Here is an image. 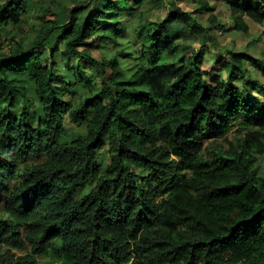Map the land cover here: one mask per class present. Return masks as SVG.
Masks as SVG:
<instances>
[{
	"label": "trees",
	"instance_id": "16d2710c",
	"mask_svg": "<svg viewBox=\"0 0 264 264\" xmlns=\"http://www.w3.org/2000/svg\"><path fill=\"white\" fill-rule=\"evenodd\" d=\"M28 1L0 0V33H32L8 53L0 34V264H264V85L245 74L264 55L209 76L174 29L215 40L175 0L159 21L153 0ZM219 1L232 29L264 25V0ZM59 48L93 74L62 82Z\"/></svg>",
	"mask_w": 264,
	"mask_h": 264
},
{
	"label": "rangeland",
	"instance_id": "374dc122",
	"mask_svg": "<svg viewBox=\"0 0 264 264\" xmlns=\"http://www.w3.org/2000/svg\"><path fill=\"white\" fill-rule=\"evenodd\" d=\"M4 0H1L3 2ZM36 0H29L28 2L32 4ZM155 4L158 0H153ZM177 2L176 7L184 10L192 12L195 20L198 22V24L204 28L207 29V33L214 38V42H210L207 40L200 39V35L188 31L186 28H182L180 26L175 27L174 29V36L178 38V41L183 40V42L194 45L196 49H198L200 52L202 51L203 54V64L202 67L206 71V73L209 74V76H217L223 74V67H221V63L226 61L229 51L233 52H241L245 51L248 55L253 56L255 58H262L264 55V25H258L250 21L248 18L246 20V23L249 28L248 33H242L238 32L237 30L232 29L233 21L229 17V9L228 7L219 0H211L210 6L212 7V15H210L209 12H202L197 13L193 9L192 3H190L188 0H175ZM178 4H180L178 6ZM164 6H161L160 3H157V8H155L154 11H152L150 19L151 20H160L163 15L165 14V10L163 7H167L168 5L166 2H163ZM104 20H107V17L103 18ZM109 25V24H108ZM222 26L226 28V30H222ZM230 28V29H229ZM26 34H32L30 33V29L27 26H24V30ZM1 36L3 37L2 49L5 53L9 52L10 46L14 44V42H17L25 36L22 33H18L15 29L12 28V26H7V28L1 29ZM14 40V41H12ZM253 40H256L253 42ZM205 42V43H204ZM254 43V46L251 45V43ZM204 43V44H203ZM215 43V45L213 44ZM203 44V45H202ZM53 45V44H52ZM52 45H49L47 47H44L40 54L42 60H46L49 63L51 62V48ZM212 45V46H211ZM88 46H94V43H90ZM225 49V52L223 53L222 50ZM96 53V52H95ZM78 58L74 56H66L64 51L59 48V51L54 54V66H53V72L56 75L60 76V79L62 82H65L67 84H75L77 82L82 81L83 78L86 76L92 75V70L88 67L79 64ZM245 74L248 75L249 78L256 79L259 81L262 85H264V77L261 75V73L258 70L252 69L249 71H245ZM20 83L24 86L29 85V81L26 76L20 75ZM253 86V85H252ZM71 88L67 86H60V94H63V97L66 101H70L74 97L78 96V93H71L69 90ZM257 98L258 100L263 101V97L259 90H256ZM38 106V105H37ZM66 127L68 129L75 128L74 124H69L66 122ZM232 134L234 132H231V134L228 136V138H231ZM261 161L259 166V173L264 178V160L259 159ZM161 199H164V197H160L159 201ZM4 198H0V213L3 210L2 214H4ZM15 255H21L23 254V251L15 250ZM38 264H45L48 259L43 256H37Z\"/></svg>",
	"mask_w": 264,
	"mask_h": 264
}]
</instances>
